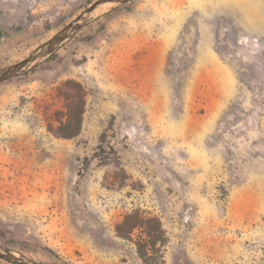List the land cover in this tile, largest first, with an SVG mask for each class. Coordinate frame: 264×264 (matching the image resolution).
Returning <instances> with one entry per match:
<instances>
[{"label": "rangeland", "instance_id": "obj_1", "mask_svg": "<svg viewBox=\"0 0 264 264\" xmlns=\"http://www.w3.org/2000/svg\"><path fill=\"white\" fill-rule=\"evenodd\" d=\"M97 1L0 0V70ZM76 83L82 130L59 137ZM136 210L165 230L149 264H264V0L112 3L0 82L1 248L147 264L144 230L116 229Z\"/></svg>", "mask_w": 264, "mask_h": 264}, {"label": "trees", "instance_id": "obj_2", "mask_svg": "<svg viewBox=\"0 0 264 264\" xmlns=\"http://www.w3.org/2000/svg\"><path fill=\"white\" fill-rule=\"evenodd\" d=\"M79 86L80 93L77 100L72 97H68L69 101L66 105L67 110L64 113L65 118L62 119L59 127L54 131L59 137L72 138L78 135L82 130L86 101L83 94V87L81 84H79ZM138 228L143 229L144 234L147 237L143 244L138 243L139 254L145 262L149 264V260L147 258L148 253L145 251L146 245L156 247L159 242H164L166 240L165 230L159 218L143 216L141 212L137 210L127 214L116 227L118 233L124 237L129 236L135 229Z\"/></svg>", "mask_w": 264, "mask_h": 264}, {"label": "water", "instance_id": "obj_3", "mask_svg": "<svg viewBox=\"0 0 264 264\" xmlns=\"http://www.w3.org/2000/svg\"><path fill=\"white\" fill-rule=\"evenodd\" d=\"M128 0H99L89 8H87L81 15L75 18L71 23H69L64 29H62L57 35H55L46 45H44V49L37 55H30L27 59L14 64L8 68L0 70V82L11 77H14L23 71L27 70L31 66L35 64L37 60L44 59L47 57L53 50H55L58 46H60L65 40L69 39L73 36L81 27L86 25L89 17L93 14V12L99 9L106 3H123ZM0 257L15 263V264H46L43 262H39L33 259L25 258L16 255L10 250L4 249L0 247Z\"/></svg>", "mask_w": 264, "mask_h": 264}, {"label": "bare ground", "instance_id": "obj_4", "mask_svg": "<svg viewBox=\"0 0 264 264\" xmlns=\"http://www.w3.org/2000/svg\"><path fill=\"white\" fill-rule=\"evenodd\" d=\"M111 4H112L111 2L106 3V4H104L103 6H101L99 9H106V8H108Z\"/></svg>", "mask_w": 264, "mask_h": 264}]
</instances>
